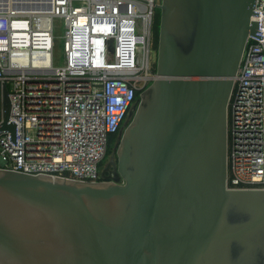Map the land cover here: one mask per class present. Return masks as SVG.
Here are the masks:
<instances>
[{"label":"water","instance_id":"water-1","mask_svg":"<svg viewBox=\"0 0 264 264\" xmlns=\"http://www.w3.org/2000/svg\"><path fill=\"white\" fill-rule=\"evenodd\" d=\"M256 1L163 0L158 76L105 181L0 169V264H264V190L227 188L234 78L263 39ZM11 108L4 84L0 134L17 146Z\"/></svg>","mask_w":264,"mask_h":264},{"label":"built area","instance_id":"built-area-1","mask_svg":"<svg viewBox=\"0 0 264 264\" xmlns=\"http://www.w3.org/2000/svg\"><path fill=\"white\" fill-rule=\"evenodd\" d=\"M31 1L35 8L0 0V125L4 84L17 124V146L0 134V169L102 182L111 140L157 79L153 30L163 0ZM255 12L263 39L249 37L228 108L229 190H264V0Z\"/></svg>","mask_w":264,"mask_h":264},{"label":"rangeland","instance_id":"rangeland-1","mask_svg":"<svg viewBox=\"0 0 264 264\" xmlns=\"http://www.w3.org/2000/svg\"><path fill=\"white\" fill-rule=\"evenodd\" d=\"M23 2H31V0H22ZM43 1V0H42ZM55 35H56V47H55V63L57 65H61L63 62V55H64V50H63V36H64V25L61 20L56 19L55 20ZM140 97V96H139ZM136 113V110L133 111V115L129 116L127 122L124 125L123 132L128 128L130 123L133 120V117ZM119 135L116 138H113L110 143L109 151L108 154L105 158V160L102 162L100 166V171L102 172L103 169L107 168L109 165L117 166L118 165V139Z\"/></svg>","mask_w":264,"mask_h":264},{"label":"trees","instance_id":"trees-1","mask_svg":"<svg viewBox=\"0 0 264 264\" xmlns=\"http://www.w3.org/2000/svg\"><path fill=\"white\" fill-rule=\"evenodd\" d=\"M160 11L157 12L155 21H154V47L156 50H158V41H159V29H160ZM140 95V93H139Z\"/></svg>","mask_w":264,"mask_h":264},{"label":"flooded vegetation","instance_id":"flooded-vegetation-1","mask_svg":"<svg viewBox=\"0 0 264 264\" xmlns=\"http://www.w3.org/2000/svg\"><path fill=\"white\" fill-rule=\"evenodd\" d=\"M105 169H106V168H105ZM105 169L102 170V177H103L104 181H105V178H104V170H105ZM114 169H115V166L111 165L109 171H112V170H114ZM109 175H110L109 172H107V173L105 174V176H109Z\"/></svg>","mask_w":264,"mask_h":264},{"label":"bare ground","instance_id":"bare-ground-1","mask_svg":"<svg viewBox=\"0 0 264 264\" xmlns=\"http://www.w3.org/2000/svg\"><path fill=\"white\" fill-rule=\"evenodd\" d=\"M18 2L19 3H25V2H23L22 0H18ZM39 2V1H38ZM29 4L28 5H31V4H33L32 6L35 8V4H34V2L33 1H31V2H28ZM41 3H43V1H41ZM37 6H39V4H37ZM36 6V7H37Z\"/></svg>","mask_w":264,"mask_h":264}]
</instances>
